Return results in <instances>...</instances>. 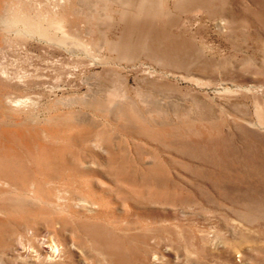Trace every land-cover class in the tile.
<instances>
[{"label": "rangeland", "instance_id": "374dc122", "mask_svg": "<svg viewBox=\"0 0 264 264\" xmlns=\"http://www.w3.org/2000/svg\"><path fill=\"white\" fill-rule=\"evenodd\" d=\"M0 264H264V0H0Z\"/></svg>", "mask_w": 264, "mask_h": 264}, {"label": "bare ground", "instance_id": "6f19581e", "mask_svg": "<svg viewBox=\"0 0 264 264\" xmlns=\"http://www.w3.org/2000/svg\"><path fill=\"white\" fill-rule=\"evenodd\" d=\"M17 102H18V100H17ZM48 250H49V256H53L56 251L58 252V246H56V244L51 242L50 245L48 244Z\"/></svg>", "mask_w": 264, "mask_h": 264}]
</instances>
